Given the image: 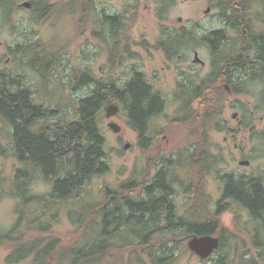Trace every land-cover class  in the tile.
Returning <instances> with one entry per match:
<instances>
[{
	"label": "rangeland",
	"instance_id": "rangeland-1",
	"mask_svg": "<svg viewBox=\"0 0 264 264\" xmlns=\"http://www.w3.org/2000/svg\"><path fill=\"white\" fill-rule=\"evenodd\" d=\"M23 1L25 0H19L18 9L11 15L10 24L5 23V15L0 10V72L6 73L11 79H18L20 83L16 85L17 87H29L37 103L43 104L45 108L55 110L57 117L53 119V122L72 120L75 118L76 101L87 97L93 88V86H84L76 90V70H89L95 79L108 82L114 76L126 75L129 68L123 66V69L113 72L109 70L107 46L98 40L95 33L97 25H95V21L98 20L96 10L91 23L86 24L82 21L81 14L71 9L76 8L75 0H50V5L54 6V13L44 21L38 22L35 20L36 15L32 10L20 6ZM94 3L97 11L102 15L123 12L129 16L124 34L130 37L131 42L135 45L134 49L140 54L138 68L146 71L152 77L154 87L165 94L167 109L161 117L153 122L152 130L158 129L160 135L156 137L148 151L141 149L139 134L128 125L127 115L122 109L110 119L106 116V108L103 109L101 126L107 138L110 169L108 173L96 177L86 187L88 191L86 193H91V196L86 199L88 207L86 209L90 210L88 223L97 220L99 210L110 203L106 191L123 193L119 190L120 187L124 182L132 179L131 182L137 181L139 187L135 192H125L126 196L130 198L141 196L142 187L145 183L147 185L152 182L157 169L163 164L162 162L173 158L175 161L179 159L181 165L184 163L188 165L187 161H190L191 154H194L196 150L206 151L211 156H217L219 153L215 148L217 146L220 148V153L222 151L224 154V159L218 160L219 163L213 165L208 174H204L201 168L192 169L191 166L189 168L193 170L192 172L188 167L187 169L182 166L177 168L176 171L180 173V178L185 176L188 179L185 184L192 183V189L189 190L191 193L186 194L188 191L180 190L176 194L175 199L180 208V214H185L187 206L195 202L199 191L205 198L206 208L214 212L216 203L221 197V184L218 179L221 173L235 172L264 176V145H261L262 141L259 140L261 136L264 137L263 81H249L246 84L247 91L239 94L232 95L226 88H223L217 94L219 99H217L216 90L207 93L204 100L193 103L194 117L190 121L177 123V119L180 118L177 111L181 102L174 101L173 95L178 88L180 71L189 72L194 69L198 76L204 77L210 71L212 54L210 49L201 42L202 38L211 31L225 27L221 20V10L215 6L216 3L211 0H173V4L168 6L166 11L161 10L160 0H94ZM208 8H211L209 13L206 12ZM18 27L20 31L17 30ZM162 28L191 32L195 37L193 48L199 51L206 66L194 63V52H183V55L175 57L172 62H169L161 51L154 50L153 46L160 39ZM230 36L234 37L235 35L231 33ZM27 40L31 42L30 44L41 40L49 55L52 53L51 58L56 61L54 68L57 67V69L46 71L44 76L28 65L27 57L17 56V58L11 49ZM140 41L143 43L147 41L148 44L145 47H150V51L139 48L136 43ZM133 64L129 63L130 66ZM113 103L119 104L117 101ZM235 113L240 114L248 124V126L244 125V131L237 139V142L246 149L244 155L234 148L233 141L228 144L224 142L225 133H220L216 129L217 124H222V126H226L225 128H237L238 123L233 118ZM208 117L210 126H203L204 118ZM110 122L119 124L122 131L120 133L113 132L109 127ZM253 126L257 128L255 142L251 141L249 133V129ZM12 131L11 126L0 118V148L6 151L4 155H0V174L5 180L3 189L7 193L0 198V264H10L7 262V258L18 243L34 245L37 242L40 245H45L57 240H60L61 248L56 255L54 253L57 259L52 260L49 264H70L71 257L66 255L67 249L64 248L75 244L78 236L81 235L78 231L79 227L71 224L66 213L67 210L73 208L72 200L60 208H52L54 210L50 215V211H47L49 216L55 214L51 222L48 220L49 216L40 208L41 213L38 216L44 218L34 226L36 230H31L33 228L31 222L35 220L37 215L35 212L38 209L34 203L31 206L34 213L32 211L27 213L22 224L15 229L21 217L19 213L20 201L15 196L8 194L16 170L23 166L13 156L14 146L10 138ZM205 139H207V146L204 145ZM126 144H130L129 149H125ZM254 144H257L259 149L256 155L251 156L250 150L253 149ZM207 153H204L205 156ZM181 155L182 157H180ZM245 158L252 161L250 167L240 166L239 162ZM201 172L203 174H200ZM193 173L194 175H192ZM191 176L195 178L192 179ZM182 181L184 182V180ZM48 190L49 185L38 177L31 188V194L42 196ZM208 199H210L209 203ZM84 203V201H76V209L81 208ZM64 207L67 209L63 210ZM220 221L222 228H226L236 235L238 238L236 243H239L244 250L251 251L250 254L256 253L252 240L253 235L246 231L248 226L253 228V220L246 211L232 206V210L225 212L220 217ZM48 222L52 223L49 232L42 233L37 230V228L47 225ZM216 236L219 237L220 233ZM188 239L182 241V237L176 238L187 249ZM168 240V235L158 236L156 247L168 244ZM144 250L143 247L134 246L120 252H110L106 255L103 264H108V262L113 264L115 260L122 264H151ZM181 256L180 264H214L213 259L219 256V252L207 260L201 259L189 249ZM30 262L31 259H28L20 264H29Z\"/></svg>",
	"mask_w": 264,
	"mask_h": 264
},
{
	"label": "trees",
	"instance_id": "trees-1",
	"mask_svg": "<svg viewBox=\"0 0 264 264\" xmlns=\"http://www.w3.org/2000/svg\"><path fill=\"white\" fill-rule=\"evenodd\" d=\"M28 1L32 3V11L38 22L44 21L54 13V6L50 5V0ZM160 1L162 11H166L168 6L173 4V0ZM211 1L216 3L215 6L221 10V15L226 17L222 18L224 24L231 30L236 29L240 35V39L236 40L228 37L226 30L213 31L207 35L212 48L220 49L216 51L218 57L216 64H218L219 72L227 75L228 70L232 69L235 63H239L241 69L253 74L255 80H261L264 83V29L259 28L260 22L238 19L240 14L243 16L246 10L251 9V4L260 2L264 5V0ZM238 1H242L241 5L246 8L243 13L234 9ZM18 2L19 0H0V10L5 15L6 24L11 23V15L18 9ZM75 6L76 8H71L72 11L79 12L82 21L86 24L91 23L95 10L98 17L97 22L102 26L106 24V19L102 18L103 15L97 11L94 0H76ZM111 20L114 23L117 22V18ZM98 29L97 35L103 39L104 29ZM17 30L20 31L19 27ZM164 30L162 28V31ZM238 40L241 44L239 52L236 51ZM167 41L168 38L161 39L160 43ZM30 43L28 40L19 43L11 51L16 57H27L28 65L45 76L46 71H51L56 65L50 61L45 66L46 56L51 58L52 53L50 55L46 53V46L41 40ZM236 54L238 56H235ZM75 80L76 90L84 86H93L91 93L76 101L74 119L53 122V119L57 117L55 110L44 108L43 104L36 103L29 87H17L16 85L20 83L18 79H11L6 73L0 72V118L13 130L10 136L14 146L13 156L23 166L16 170L8 194L20 201L21 217L15 229L22 224L27 213H31V206L35 203L38 209L35 212L37 214L35 220L31 222L33 226L31 230H36L34 226L44 218L38 216L41 213L43 196L30 194L31 185L38 177L48 181L59 176L53 189L54 196L66 201L76 190V201L85 202L81 208L76 209V225L81 235L78 236L75 244L64 248L67 249L66 255L71 257L70 264H103L108 253L120 252L134 246L145 249L151 264H180L181 255L188 252V249L181 241L156 247L158 236L175 235L177 239L182 237L185 240L190 236L218 233L221 234L220 247L216 251L219 252V256L213 259L214 264H264L263 242L253 243L256 253L252 255L251 251L244 250L239 243H236L238 239L236 235L222 228L220 221V217L225 212L232 210L231 204H228L230 201L237 202L242 209L249 210L254 219H257L264 209V179L250 181L227 179L226 197L222 200L224 204L218 203L214 212L206 208L205 198L200 191L196 196V203H192V208L186 214L179 213L170 197L171 188L166 177L173 174L175 179H179L180 173L176 171L178 167L189 168L191 166L192 169L201 168V170L208 167L210 170L213 165L219 163L206 151L196 150L194 154H191L190 161L186 160L188 165L187 163L181 165L179 159L174 162L173 158H168L174 160L175 164L171 168L167 166L166 171L160 170L156 180L145 186V200L118 196L119 203L112 205L113 208L107 205L99 211L97 220L88 223L90 210L86 209V199L91 196V193H86L88 192L86 187L96 177L103 176L110 169L107 138L101 126V112L110 103L119 101L122 110L128 116L129 126L141 134L143 141L149 120L163 111L164 102L158 94L152 93L150 86L141 75L123 88L111 82L95 79L89 70H76ZM14 86H16L15 90ZM177 112L183 115L177 123L190 121L194 117L192 103L188 101H181ZM43 119L45 121L40 127ZM209 123L210 118H204L203 126L208 127ZM144 143L149 145L151 140H144ZM148 149L149 146H146L145 151ZM4 153H6L5 149L0 148V155ZM204 153H207V156ZM191 168H189L190 172L193 171ZM184 178L185 176L182 179ZM191 178L195 177L191 176ZM131 181L132 179L124 182L119 190L135 192L139 185L137 181ZM4 182L0 174V198L7 194L3 189ZM207 202L209 203L210 199ZM165 214L167 215V229H152L151 222L154 220L158 223ZM37 230L47 233L50 228L44 225ZM60 245V240L45 245L37 242L34 245L18 243L15 251L7 258V262L20 264L34 254L35 259L29 264H49L50 257L58 253ZM113 264L122 263L115 260Z\"/></svg>",
	"mask_w": 264,
	"mask_h": 264
},
{
	"label": "flooded vegetation",
	"instance_id": "flooded-vegetation-1",
	"mask_svg": "<svg viewBox=\"0 0 264 264\" xmlns=\"http://www.w3.org/2000/svg\"><path fill=\"white\" fill-rule=\"evenodd\" d=\"M76 1V0H75ZM242 2V1H241ZM240 1H238L237 5H234V9H237L238 12L243 13V10H245L246 8H244V6H242ZM236 4V3H235ZM251 9L246 10L245 14H240V16H238V19H242V20H248V21H252V22H260V27L264 29V5L259 3H255V4H251L250 5ZM32 10V8L30 9ZM261 12L262 14H259ZM106 18V24L104 27V38L101 39V37H99L97 35V32L99 31L98 26L99 23L97 21H95V25H96V37L99 38L98 40H100V42L106 44L107 46V50H108V57H107V66L109 68V70L111 72H113L114 70H118V69H123V66H127L129 69L127 70V74L124 76H119L117 75V77L114 76V78H112L111 80H109L108 82L114 83L116 86H120V87H126L128 84H130L136 77L140 76L143 78V80L150 86L152 93L154 94H158L160 99L162 100V102H164V106H163V111L159 114V115H163L164 112L167 109V99L165 94H163V92H161L160 90L156 89L152 83V77L149 76L147 74L146 71H143L142 69L138 68V65L140 64L139 62V56L140 54L138 53L137 50L134 49V44L131 42L130 37H128L126 34H124V31L127 27V23H128V15L123 14V12H118L117 14H107V15H103ZM113 18H117V22L114 23L111 19ZM222 18H226L223 15H221V20L223 21ZM98 29V30H97ZM219 30H226L227 36L230 38H233L234 40L236 39H240V35L239 32L236 29H229L228 26L225 25L224 28L219 29ZM217 31V30H215ZM213 31L209 32L207 35L211 34ZM231 33H234V37H231ZM160 39L157 41V43L153 46L155 49L154 50H159L163 53L164 58L169 61L172 62L175 57H180L181 55H183V52L188 51L189 53L194 52V63L195 64H201L202 66H206V62L204 60L201 59L200 55H199V51L197 49L193 48V41L195 40V37L193 36V34L191 32H188L186 30H180V31H176V30H167V28L164 31L160 32ZM203 37L202 39V43L207 46L212 54V62L210 65V71L201 78V76H198L196 74V72L189 70V72H186L185 70H181L180 74H179V84H178V88L176 90V92L173 95V99L174 101L180 103L181 101H188L191 102L192 105L195 102H199L202 99H205V94L210 93V92H214L216 90V95L219 93V91H222L223 88H226L228 90L229 93L233 94H239L240 92H246V84L249 81H256L254 78L255 76H253V74H249L248 72L245 71V69H241L239 63H235L232 69H229L227 72V75L224 73L219 72V69L217 67L218 64H216V60L218 59V57L216 56V51L218 52L220 49L215 50L214 48H212V46L210 45L207 37L208 36ZM168 38L167 42H161V39H165ZM238 43V47L236 48V51L239 52L241 49V44L240 41H237ZM148 42L145 41L143 42H138L136 43L137 46H139V48L144 49L145 51H150V47H145V45H147ZM240 44V47H239ZM142 50V51H144ZM46 53L49 55V53L47 52L46 49ZM197 55L199 56V58L201 59V61H197L196 57ZM235 56H238V54H236ZM52 57V56H51ZM182 58V57H181ZM134 63L133 66H130L129 63ZM221 66L223 67V64H221ZM165 69V68H164ZM224 80H226V82H224ZM248 80V81H247ZM264 84V83H263ZM16 86L13 87V89L15 90ZM33 96V95H32ZM217 99H219V96L217 95ZM35 102L37 103V100L35 99ZM119 102V101H118ZM117 104V103H115ZM42 105V104H41ZM120 106V111L122 109V105L119 102V104H117ZM44 106V105H43ZM45 108V107H44ZM235 114H237V116H235ZM233 115V118L237 121L238 123V127L234 128V127H227L226 126H222V124H217L216 125V129L217 131H219L220 133H225L224 135V142H226L227 144L230 141H233L234 143V148L239 150L240 153L242 155H244L246 153V149L241 146V144L239 142H237V139L239 137V135L241 134L243 130L244 125L248 126V124L246 123V121H244L242 119V117L240 116V114L235 113ZM159 115L154 116L153 118H151L148 122L147 128L149 129L151 127V121L154 122L155 120H157V118L159 117ZM178 115V112H177ZM161 117V116H160ZM128 118V116H127ZM179 119H177L178 121ZM129 125V124H128ZM257 128L256 126L251 127L249 129V133H250V139L252 142L256 141L255 138V134H256ZM139 134V140H140V147L141 149H145L146 146H149V148L153 145L154 140L151 141V143L148 145L146 143H144V140L142 141L141 139V134L139 132H137ZM260 133V132H259ZM260 135H262V133H260ZM259 138V137H258ZM264 137H260L259 140L262 141L261 145H264ZM206 143H204L205 146H207V139ZM215 148L219 151L220 153V148L215 146ZM259 147L257 144H254L253 149H251L250 154H252L251 156H254L257 154ZM217 156H213L215 159L221 160L222 158L224 159V154L221 153ZM174 161V160H173ZM171 159L165 160L164 162H162L163 164L161 165V167H157V173L154 177V180H156V177L158 176V172L160 170H164L166 171V167L170 166V168L175 164L174 161L173 162ZM252 161L250 159H243L239 162L240 166H244V167H250ZM157 166V164H156ZM213 168V167H212ZM173 169V168H172ZM187 169V168H186ZM186 171V170H185ZM204 174H208V167L202 169ZM202 172L200 174H203ZM172 174V173H171ZM59 176L56 178H51L48 181L44 180L48 185H49V190L47 192H45L43 196V205H41V207L43 208L44 213L47 214V211L50 213L53 212L52 208H60L61 206L66 205V203L68 201L72 200V204H73V208L71 210H67V215L70 219V222L72 225H76V190L73 192V194L71 195V197H69V200H64L60 197H55L54 196V192L53 189L55 187V182L58 180ZM167 182L170 185L171 188V195L170 197L173 199L174 204L176 206V208L178 209V211L180 212V208L179 206H177V202H176V194L177 192H179L180 190L185 191L189 194L191 193V191H189L190 189H192V183H186V180H188L187 178H184L182 180H184V182L181 180V178L179 179H175L174 175L172 174L167 175ZM204 178V177H203ZM231 178L234 181H250L253 179H264V176H256L253 174H241V173H221L219 175V182L221 184V188H220V192H221V197L220 199L217 201L216 203V209H217V205L218 203H223V199L226 197V180ZM36 180V179H35ZM34 180V181H35ZM34 184V182H33ZM33 184L31 185V188L33 186ZM151 184V183H150ZM149 185V184H147ZM185 185V186H184ZM145 185L142 187V192H141V196L138 195V199H143L145 200ZM107 196L110 200V203L108 204L110 206V208H113L112 205L119 203V201L117 200L118 196H121V198H125L128 197L126 196L127 193L123 192H115V191H106ZM31 194V191H30ZM33 195V194H32ZM224 204V203H223ZM228 204H231V208L232 206L234 207H239L240 209H242V207L239 206V204L237 202H233L230 201V203L228 202ZM107 206V205H106ZM104 206V207H106ZM115 206V205H114ZM103 207V208H104ZM192 208V203L189 204L185 210V214L188 213V211ZM63 210L67 209V208H62ZM52 210V211H51ZM101 210V209H100ZM244 211H246L249 216L251 217V219L253 220V228L251 229V226L247 227L246 231L251 232V234L253 235L252 240L253 243L254 242H263L264 243V209L262 210V212L258 215L257 219H254V217L251 215V212L247 209H242ZM60 211V210H58ZM230 211V210H229ZM228 212V211H227ZM48 215V214H47ZM48 215V216H49ZM45 216V215H44ZM55 214H52L51 216L48 217V220L51 222V220L54 219ZM164 216V215H163ZM99 218V217H98ZM46 225V224H45ZM47 226H49V228L51 229L52 227V223L47 224ZM168 227V223H167V215L165 214L164 217H162V219H160V221L158 223H156V221H152L151 222V228L154 230H161V229H167ZM261 231V233H260ZM260 233V234H258ZM191 237V236H190ZM188 237V238H190ZM219 238L221 239V237L219 236ZM184 239H182L183 241ZM176 237L175 236H169V240H168V244L172 245L175 244L176 242ZM15 251V248L13 250V252ZM12 252V253H13ZM11 253V254H12ZM51 261L54 259H57L54 255L50 257ZM211 258V257H210ZM209 258V259H210ZM31 259V262H33V260L35 259V255H30L29 257H27L25 260ZM24 260V261H25ZM23 262V261H22ZM30 262V263H31Z\"/></svg>",
	"mask_w": 264,
	"mask_h": 264
},
{
	"label": "water",
	"instance_id": "water-1",
	"mask_svg": "<svg viewBox=\"0 0 264 264\" xmlns=\"http://www.w3.org/2000/svg\"><path fill=\"white\" fill-rule=\"evenodd\" d=\"M20 6L27 9H31L32 3L27 0V1H23L20 4ZM210 11L211 8H208L206 12L209 13ZM196 58L197 61H201L198 55ZM106 111H107L106 116L108 119H110L116 116L120 112V106L117 104H111L106 108ZM235 116H237V114H235ZM109 127L115 133H120L122 131V127L115 122H110ZM129 148H130V144H126L125 149H129ZM188 240H189L187 244L188 249L203 260L212 257L220 247V238L215 237L213 235L191 236V238H189Z\"/></svg>",
	"mask_w": 264,
	"mask_h": 264
},
{
	"label": "bare ground",
	"instance_id": "bare-ground-1",
	"mask_svg": "<svg viewBox=\"0 0 264 264\" xmlns=\"http://www.w3.org/2000/svg\"><path fill=\"white\" fill-rule=\"evenodd\" d=\"M104 17V19H106L105 18V16H102V18ZM100 20H101V18H100ZM105 22H106V20H105ZM104 27H105V25L104 26H102L100 23H99V26H98V28H103L104 29ZM205 37V36H204ZM203 39V38H202ZM45 61H46V64H45V66H47L49 63H50V61H52V63H55L56 61H55V59L54 58H50V57H47L46 56V59H45ZM49 67V66H48ZM47 67V68H48ZM118 87H120V86H118ZM120 88H122V87H120ZM112 104H115V103H112ZM109 105H111V103L109 104ZM109 105H107L106 106V108L109 106ZM178 115H180V116H183L182 114H179L178 113ZM161 115H159V117H160ZM158 117V118H159ZM42 122L40 123V127H42L43 126V123H44V119L43 120H41ZM152 126H153V122L151 121V127L148 129L147 128V130H146V132H145V136H144V140L145 141H152V140H154V139H156V137L158 136V135H160V131L158 130V129H155V130H152ZM159 131V132H158ZM154 134V135H153ZM99 211H101V210H99ZM180 213V212H179ZM99 214V213H98ZM173 236H175V235H173ZM213 236H215V237H217L216 235H213ZM220 237H221V234H220ZM216 253V252H215ZM207 260V259H206Z\"/></svg>",
	"mask_w": 264,
	"mask_h": 264
}]
</instances>
